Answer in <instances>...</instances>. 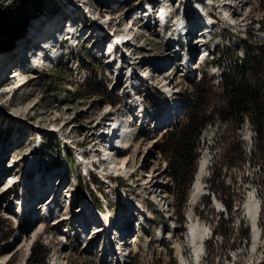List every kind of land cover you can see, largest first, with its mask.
Segmentation results:
<instances>
[{
    "label": "rangeland",
    "instance_id": "obj_1",
    "mask_svg": "<svg viewBox=\"0 0 264 264\" xmlns=\"http://www.w3.org/2000/svg\"><path fill=\"white\" fill-rule=\"evenodd\" d=\"M100 1L46 0L42 9L31 15L26 33L14 42V47L0 52V79H9V82H0V219L6 221V235L9 236L0 245V264L8 261L26 264L35 241L43 242L50 250L47 264H120L114 259L123 256L122 251H126L128 245L121 248V245H116L112 240L117 249L108 250V245L102 248L105 231L86 232L83 227L80 228L79 221L83 220L93 227H102L95 226L100 217L86 208L91 200L95 201L93 185L89 179L97 182L98 175H85L81 160L74 153L75 143L78 142L89 155L95 156L94 159L100 158L98 153L104 149L100 135L107 128V121L112 120L109 114L111 106L114 112H120L115 119L117 127L122 118L128 120L130 116L125 114L128 111L143 112L142 116H146L129 119L132 129L129 138L132 139V135L137 138L125 143L128 147L118 149L122 154L132 157L129 168L123 169L127 174H132L133 181L129 179L132 185L121 177L113 179L114 187L111 188L97 182L101 185V190L108 194L111 208L109 207V212L104 217L111 220V225L123 230L122 217L126 213V216L132 217L125 225V236L120 233L121 244L123 241L126 244L138 232L143 234L142 239L147 243L144 248L141 240L137 251L127 254L126 264H180L181 248L188 264H193V248L187 236L191 227L190 218L193 221L197 219L199 222H194L206 230L204 236L208 240L205 243L207 257L204 264H263L264 171L260 169L262 163L253 160L251 155L255 131L250 119L245 121L241 129L232 128L231 135H240V139L234 137L226 143L217 138L230 134V124L217 121L204 129L199 139L196 173L185 203L180 202L182 190L179 192L176 189L169 176L161 145L166 130L175 123L174 120L178 121L184 116L185 107L190 104L189 98L195 95L190 87L193 81L202 75L212 81L214 93L211 111L222 100V87L219 83L221 78L234 69L237 58L246 57L244 44L248 43L250 47L257 49L264 43V0H215L218 4L216 13L223 12V7L228 9L238 26L232 27L221 22L222 33L207 48L211 55L204 62H194L187 73L180 64L185 50H179L178 54L176 48L180 39L173 37L168 40L169 33L160 26L155 13L145 17L147 9L144 7V0H119V4L111 9L120 5L114 11L115 23L111 24L116 27L115 33L122 39L129 40L116 52L106 55L111 49H115L110 47L113 39H107V32L100 33L101 37H97L94 34L96 31L91 28L93 23L86 25L94 13H98L94 16L98 22L104 19L99 15L102 6L98 5L97 11L94 9ZM102 1L108 4L107 1ZM171 1L174 2L171 14L177 15L181 12L179 0H170V3ZM90 6L94 10L89 11ZM85 13L88 14L87 17ZM131 21L135 24L133 29ZM216 21L219 22L218 19ZM76 22L82 28L77 26L73 30L65 29L68 28L67 24ZM65 30L69 33L66 37L74 34L80 40L79 44L74 45L73 41L72 46H68L69 53L57 64L28 71L32 63L29 60L21 63L22 58L29 59V54L39 49L37 46L42 45L40 43L45 40L53 41L57 34H60V42ZM196 32L199 33V30L193 34ZM165 40L173 46L170 44L168 48ZM180 43L184 41L180 40ZM189 44L192 51L193 41ZM212 51L216 52L212 54ZM53 52L59 54L58 51ZM189 55L191 56V52ZM152 58L154 61L158 58L165 59V66L151 65ZM121 59L125 64L121 67L122 72L118 69ZM97 64L99 67L95 68ZM177 64L179 67H175ZM218 65L220 69L217 70L215 68ZM17 66L20 68L16 70L23 71L25 78H29V82L20 90L15 87L18 78L10 77L13 68ZM149 66L158 69L152 78L137 71L150 73ZM129 68L136 80L132 81L131 76H127ZM137 80L142 82L140 96L144 99V105H134L133 109L134 81ZM151 83L152 87L145 86ZM168 90L176 92L173 98L166 94L165 91ZM95 92L99 94H94ZM174 102L178 110L172 107ZM159 107L170 110L168 115H161L166 116L165 119L160 116L156 121L153 115L156 111L152 108ZM171 119V123L164 124ZM61 127L70 135L66 139L67 143L60 138V133L56 134L54 131ZM117 131L122 133L119 128ZM120 135L122 138V134ZM229 145L235 151L233 166H230L231 159L225 157L224 152V148ZM241 149L244 150L242 155ZM70 153L75 158L74 163L64 159ZM202 159H207L209 165L202 179L204 190L195 196L194 184ZM106 161L113 169L122 172L113 160ZM75 175L80 176V187L76 189L73 186ZM19 177L22 180L19 181ZM42 177L46 179H41ZM12 179L15 183L7 188ZM48 179H51L50 183L47 182ZM214 179L215 186L222 188L223 198L218 193L210 194L209 186ZM116 181L119 186L124 187L117 188ZM46 183H49L48 186ZM39 186L47 189L43 192L39 190ZM156 189H159L158 192H155ZM25 194L26 200L23 197ZM252 194L261 203L260 236L256 245L246 209V203ZM28 198L31 201L28 202ZM53 199H56L52 205L55 206L54 215L45 219L42 207L50 206L48 203ZM223 199L234 202L232 211L226 208ZM20 201L29 206L24 213L20 210ZM45 201L47 203H43ZM143 201L144 208L148 206L150 209L147 213L141 210ZM246 230H249L250 238L243 236ZM162 232H165L163 236ZM213 232L216 235L212 237ZM92 241L95 242L90 245Z\"/></svg>",
    "mask_w": 264,
    "mask_h": 264
},
{
    "label": "trees",
    "instance_id": "obj_2",
    "mask_svg": "<svg viewBox=\"0 0 264 264\" xmlns=\"http://www.w3.org/2000/svg\"><path fill=\"white\" fill-rule=\"evenodd\" d=\"M45 1L0 0V52L14 47V42L26 33L31 15L35 11L39 12ZM244 47L246 57L237 58L234 69L223 76V80L219 82L222 87L220 103L210 111L214 85L212 81L202 75L190 85L191 90L195 91V95L193 98H189L190 104L185 107L184 116L172 124L163 136L162 151L167 160V169L171 180L176 189L183 192L181 203L186 202L196 173L199 139L204 129L217 121L231 125L228 128L230 136L217 138L226 143L234 137L240 139V135H231L232 128L233 130L241 129L245 121L250 119L255 131L251 155L253 160L262 163L260 169L264 171V43L257 49L250 47L248 43H245ZM97 67L99 64L95 65V68ZM94 94H99V92ZM226 147L224 148L225 157L231 159L229 163L230 166H233L234 147L232 148L231 145ZM240 154H244V150L241 149ZM65 156L64 159L74 163L75 158L72 153ZM96 181L101 182L99 178ZM211 182L210 194L218 193L223 198L222 188L215 186V179ZM94 197L100 205L99 197L96 194ZM223 202L229 211L233 210V201L227 202L226 199H223ZM7 228L6 221L0 219V245L9 237L6 235ZM243 236L250 238L249 230L243 232ZM49 253L50 250L43 242L35 241L31 246L26 264H47ZM5 264H13V262L8 261Z\"/></svg>",
    "mask_w": 264,
    "mask_h": 264
},
{
    "label": "bare ground",
    "instance_id": "obj_3",
    "mask_svg": "<svg viewBox=\"0 0 264 264\" xmlns=\"http://www.w3.org/2000/svg\"><path fill=\"white\" fill-rule=\"evenodd\" d=\"M105 1H107L108 2V7L107 8H105L103 11L104 12H107V11H111V9L115 6V5H118L119 4V0H105ZM186 2L188 1V0H185ZM191 1V0H190ZM159 3H161V2H159ZM170 4L171 3H168L167 5L166 4H160V5H158V8H161L162 10H164V11H167L168 10V8H170ZM192 6H193V4L191 3V5H188L187 7H186V10H185V12H186V16H185V19L187 20V26H189V29H188V32H189V30H190V32H191V34H193L196 30H201V32H203V33H201V37H204V38H202V40H206V38H207V34H206V31L204 30V28L203 27H205L206 26V23H205V21L202 19V17L200 16V14H199V12H197L195 9H194V7H193V10H191V8H192ZM203 7H205V6H203ZM148 7H146V9H147ZM101 9V8H100ZM89 11L90 10H94L93 8H91V6H90V8L88 9ZM88 11V12H89ZM192 11V12H191ZM114 12V11H113ZM112 12V13H113ZM82 13H84V12H82ZM93 13H94V11H93ZM97 14L98 13H96V15H95V13H94V16H97ZM151 15V13H149V9H147L146 10V13H145V17H149ZM155 15H157V19L159 18V15L158 14H155ZM66 16V15H65ZM68 16V15H67ZM85 16L87 17L88 16V14L87 13H85ZM92 17H94L93 15H91ZM103 17V16H102ZM112 17H114L113 16V14H111V15H106L105 17H103L104 19H102L100 22H98L102 27L104 26V24H106L107 23V21L108 20H110V22L109 23H115V21H112L111 20V18ZM95 18V17H94ZM64 19V18H63ZM75 19V18H74ZM150 18H147V20H149ZM115 20V19H114ZM71 21V20H70ZM108 24V23H107ZM134 22L133 21H131V26H132V28L131 29H133V27H134ZM67 26H68V28L66 27L65 29H70V30H73V27H72V24H67ZM101 26H97V25H93V27H91V28H93L94 29V31H96V32H94V34L97 36V37H101L100 35H102V34H100V30L99 29H102V28H100ZM192 26V27H191ZM186 27V26H185ZM198 27H200V29L198 28ZM66 31V30H65ZM189 32V33H190ZM60 33V32H59ZM199 33H200V31H199ZM59 35L60 34H57L54 38V40L52 41H48V40H45V42L44 43H49L48 45H51L52 46V43H59ZM72 35V34H71ZM74 35V34H73ZM72 35V36H73ZM173 37L174 38H177V36H175L174 34H172V35H168V40L170 39H173ZM189 38V37H188ZM95 39V38H94ZM99 40V39H98ZM46 44V45H47ZM46 45H43L44 47L46 46ZM191 45H193V44H191ZM110 47H114L112 44H110ZM31 49H32V47L29 49L30 51H31ZM106 49V47H104L103 48V50H105ZM112 51L111 52H107L106 53V55L107 54H109L110 55V53H112L113 51H116L117 50V48H115V49H111ZM40 51H42L41 49L38 51V53H40ZM175 52H177L176 51V49H175ZM209 54H210V52H209ZM53 55L54 56H56V55H58V53L57 52H53ZM245 55V54H244ZM26 56V55H25ZM37 56V55H36ZM190 56V55H189ZM159 57V56H158ZM29 59L27 58V57H23L22 58V61H21V63H24V62H27ZM123 60V59H122ZM150 60H152V61H150V62H153L151 65H154V66H158V67H160V66H165V64H164V61H165V59H161V58H158L156 61H154L153 60V58L152 59H150ZM124 63V62H123ZM235 63V62H234ZM31 66H32V64H31ZM124 66H125V64H124ZM175 67H179V65L177 64V65H175ZM118 69H119V67H118ZM222 69V68H221ZM189 70V69H188ZM188 70H186V72L188 71ZM133 72V71H132ZM23 74V75H22ZM222 74V73H221ZM25 73L23 72V71H19V70H15L14 72H12L11 73V75H10V77L12 76V77H15L16 79H17V77H18V81H16L17 83H16V85H15V87L18 89V90H20V89H22L25 85H26V83L27 82H29V79L25 82ZM135 74L134 73H131L129 76H131V79H132V81L133 80H136V76H134ZM199 76V75H198ZM219 76V75H218ZM11 77V78H12ZM142 77H143V75H142ZM199 79V78H198ZM11 80V79H10ZM221 80H223V79H221ZM2 81V83L4 82V81H6V82H9V79H6V78H3V79H0V82ZM134 82H136V81H134ZM138 82V81H137ZM217 82V81H216ZM218 84V83H217ZM12 85H13V83H12ZM8 86V85H7ZM17 101V100H16ZM176 108V107H175ZM130 111H128L127 113H129ZM177 112V111H176ZM127 113H125L127 116H129ZM131 113V116L128 118V120H125V119H123L122 118V120H120V122H119V127H115V128H113L110 132H109V135H111L112 134V136L111 137H114L113 138V140H112V143H114L115 145H117V144H122V145H125L126 146V144L125 143H128L129 141H130V139L131 138H129L130 137V132H132V129H131V122H130V118L131 117H134V116H139V115H135L137 112L134 110V111H131L130 112ZM142 116V115H141ZM140 117V116H139ZM155 117V116H154ZM133 119V118H132ZM143 120V119H142ZM115 123H117V122H115ZM118 124V123H117ZM118 128L119 129H121L122 131V133H120V131L118 132L117 130H118ZM120 134H122V138H124L123 139V141H124V143H122V142H120L119 143V140L120 139H122L121 138V135ZM109 135H106V134H104L103 132H102V134L100 135V137H102L101 139H102V142H103V144H104V147H105V145H106V142H108L109 141V139L108 138H106V137H108ZM126 138V139H125ZM137 137H134V139L132 138L131 140L132 141H134L135 139H136ZM106 139V140H105ZM112 143H110V144H112ZM122 148H124V146L123 147H121L120 149H122ZM108 149L109 150H107L106 151V154H105V160H113L114 161V163L116 164V166H118V167H120L121 169H125V170H127L128 168H129V164H130V162L132 161V157H131V155L130 156H128L126 153L125 154H122L121 153V151L120 150H118L119 148H117L116 149V147H113L112 145H111V148H109L108 147ZM208 165H209V163H208V160L207 159H202L201 160V162H200V167H199V171H198V176H197V178H196V181H195V184H194V195L195 196H197V195H199L204 189H203V181H202V179H203V175H204V172L208 169ZM42 176V175H41ZM150 176V175H149ZM45 177H42L41 179H44ZM46 179V178H45ZM13 180V179H12ZM47 182H51V179H48L47 180ZM49 183H46V185L48 186V184ZM40 187V186H39ZM39 187H37V188H39ZM50 187V186H49ZM42 188V189H41ZM47 188H45V187H40L39 188V190H42L43 192L46 190ZM158 190L159 189H156V191L155 192H158ZM42 195V194H41ZM26 194L25 195H23V197H24V200H26ZM160 196V195H159ZM159 196H158V198H159ZM161 197V196H160ZM196 198V197H195ZM161 199V198H160ZM163 197H162V201H163ZM55 200L56 199H53V201L52 202H50V203H48V204H51L50 206H48L47 207V209H48V212L52 215L53 214V211H54V208L51 210V208H52V205L55 203ZM29 201H31V198H28V202ZM47 201H49V199H47ZM47 201H45V202H43V203H47ZM34 203V202H33ZM37 204V203H36ZM25 205V204H24ZM23 205V210H22V212L24 213L25 212V210L27 209V208H29V206H24ZM42 207V206H41ZM45 207V206H44ZM148 207V206H147ZM43 208V207H42ZM41 209V208H40ZM246 209H247V214H248V216H249V218H250V221H251V225H252V228H253V234H254V238H255V245H256V243H257V239H258V237H259V234L260 233H258V231H259V229H260V226H259V217H260V203L258 202V199H257V197L254 195V194H252V195H250V198H249V200L247 201V203H246ZM127 214V213H126ZM126 214L122 217V219H123V221H124V223H123V221H122V226H124V228H125V225L132 219V217L131 216H126ZM121 219V220H122ZM79 224H81L80 225V228H84V230H86V232L87 231H90V230H92V228L91 227H89L88 225H90L89 223H86V222H84V220L83 221H79ZM113 225V224H112ZM123 228V230H121L120 228H119V226H118V229L119 230H121V233H127V231L125 230ZM84 232V231H83ZM205 232H206V230L200 225V224H197V223H195L194 221H192V224H191V227H190V230H189V233H188V240H189V242L192 244V248H193V264H201L202 263V261H199V254H200V252H201V250H202V244H201V239L203 238V236H204V234H205ZM123 233V234H124ZM122 234V235H123ZM124 236H125V234H124ZM123 236V237H124ZM159 236H160V234H159ZM99 237V236H98ZM121 237V236H120ZM132 238H131V240H128V242L125 244V242L123 241V243L121 244V248H123L124 246H127V249H126V251L124 250V251H122V253L124 252V255L123 256H119V257H117V258H115L114 259V261H117V263H120V264H126L127 262H126V257H127V254L129 253V252H135V251H137V249H138V247H139V242H141V240H142V242H141V244H142V246L144 247V248H146L147 247V243L142 239V237H143V234H141L140 232H138L136 235H132L131 236ZM161 237V236H160ZM162 238V237H161ZM163 239V238H162ZM95 242V241H94ZM94 242L92 241L91 243H90V245H92V244H94ZM116 246L112 243V241H111V244H110V246H108V250H110V249H112V248H114V249H117V248H115ZM180 253H182V252H180ZM192 259H190V260H192ZM180 264H188V260H187V258L185 257V255H182V257H181V259H180ZM190 264V263H189ZM203 264V263H202Z\"/></svg>",
    "mask_w": 264,
    "mask_h": 264
}]
</instances>
